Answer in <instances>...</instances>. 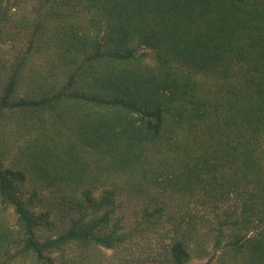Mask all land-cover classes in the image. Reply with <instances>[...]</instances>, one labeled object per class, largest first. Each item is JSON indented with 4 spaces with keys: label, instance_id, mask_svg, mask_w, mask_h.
Wrapping results in <instances>:
<instances>
[{
    "label": "trees",
    "instance_id": "obj_1",
    "mask_svg": "<svg viewBox=\"0 0 264 264\" xmlns=\"http://www.w3.org/2000/svg\"><path fill=\"white\" fill-rule=\"evenodd\" d=\"M8 1L0 0V27ZM63 6L49 13L69 66L66 81L53 95L19 97L21 59L0 94V121L17 117L23 132L34 128L36 135L19 147L23 172L7 168L0 151V205L13 210L18 225L0 224L6 246L0 245V264H57L52 254L72 246L116 251L140 227H156L161 207H144L128 232L111 223L113 193L95 199L87 187L98 180L89 164L102 161L113 173L142 175L147 167L150 184L183 201L199 190L218 200L216 186L237 194L238 207L216 219L227 242L214 264H264V0H67ZM204 76L210 87L200 81ZM59 126L77 140L65 147L40 142ZM24 173L70 190L74 216L53 236L41 234L49 214L33 211L35 194L22 197ZM187 228L159 264L189 261L196 228Z\"/></svg>",
    "mask_w": 264,
    "mask_h": 264
},
{
    "label": "rangeland",
    "instance_id": "obj_2",
    "mask_svg": "<svg viewBox=\"0 0 264 264\" xmlns=\"http://www.w3.org/2000/svg\"><path fill=\"white\" fill-rule=\"evenodd\" d=\"M66 2L67 0H9L5 5V23L0 27V94L4 81L21 59L23 63L18 70L16 86L19 97L33 100L53 95L66 81L69 66L61 55L62 50L56 39L54 27L57 21L49 13L50 7L59 6L64 12L63 3L66 5ZM147 52L149 55L145 62L151 64L153 53L149 50ZM201 78L209 87L212 85V81H208L205 76L200 77V81ZM221 82L224 80L221 79ZM205 92L211 95L210 91ZM23 127L24 124L17 117L0 121V151L6 154L4 164L7 168L14 166V170L21 172L23 162L18 161L19 147L26 145L24 139L36 137L34 128L25 133ZM58 128L60 130L45 133L40 137V142L57 141L65 147L77 140L69 130H64L65 127ZM103 162L105 161L100 162L102 164H89V173H94L98 180L95 187H87L93 191L95 199L105 191L113 193L111 198L114 214L111 216V223L118 222L124 232L134 230L144 207L149 211L153 207L163 208V217L156 227H140L139 232L116 251L72 246L64 253L52 254L57 264H159L168 257L170 244L176 238H181L182 232H190L187 228L189 225L196 228V231H192L193 243L190 247V259L186 264H214L217 261L227 239L224 234H220L216 219L223 218L224 212L232 213L238 207L237 194H228L222 186H216L212 191L218 196V200L212 197L207 199L199 190L192 198L184 197L183 201L174 196L172 189L150 184L147 167H142V175L147 177L145 179L138 172L113 173ZM24 174L26 180L20 191L22 197L30 199L35 194L33 211L37 215L49 214V223L42 222L39 227L41 234L43 237L53 236L56 228L64 226L70 214L74 216V203L66 198L70 190L47 186L37 177L34 180L31 175ZM79 193L74 195L80 198ZM0 224L8 230L18 229L16 216L11 208L3 211L0 205ZM3 246L6 247L5 244ZM2 259L4 257L0 252V262Z\"/></svg>",
    "mask_w": 264,
    "mask_h": 264
}]
</instances>
